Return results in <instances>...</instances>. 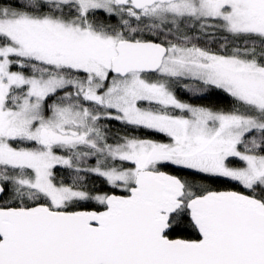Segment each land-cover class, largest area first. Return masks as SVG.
<instances>
[{
    "label": "snow or ice",
    "instance_id": "obj_1",
    "mask_svg": "<svg viewBox=\"0 0 264 264\" xmlns=\"http://www.w3.org/2000/svg\"><path fill=\"white\" fill-rule=\"evenodd\" d=\"M0 264H264V0H0Z\"/></svg>",
    "mask_w": 264,
    "mask_h": 264
}]
</instances>
